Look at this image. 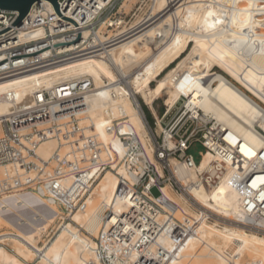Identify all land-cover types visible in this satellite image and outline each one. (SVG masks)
<instances>
[{"label":"bare ground","instance_id":"bare-ground-1","mask_svg":"<svg viewBox=\"0 0 264 264\" xmlns=\"http://www.w3.org/2000/svg\"><path fill=\"white\" fill-rule=\"evenodd\" d=\"M133 1L122 0L120 12L127 14ZM144 4L132 23L139 28L132 37L102 55L4 82L0 84V96L12 91L21 99L32 94L38 84L49 87L63 79L87 77L95 91L86 99L81 126L114 147L121 157L128 146L122 135H129L127 139L133 138L145 149L161 174L164 171L156 158L154 128L141 100L152 109L154 130L157 137H163L166 148H177L179 140L154 107L159 98L164 100L167 116L184 99V114L196 118L198 128L217 130L227 145L210 141L215 152H204L200 164L192 169L170 157L171 168L186 191H177L171 183L164 185V211L147 201L143 205L141 197L142 201L118 196L119 176L108 170L72 214V219L96 241L71 220L61 225L63 230L50 245L43 246L44 229L38 227L42 222L33 221L31 215H23L20 210L29 206L44 215L48 229L57 221V207H46L32 193L1 198L0 264H264V232L243 224L249 215L246 192L232 183L237 170H247L253 163L264 165V106L236 83L244 80L264 96V0H148ZM110 21L101 28L104 39L114 33L108 29ZM121 22L120 29L129 26L123 17ZM216 67L220 71L207 79ZM153 82L157 85L152 86ZM10 106L0 99V118L8 114ZM3 134L0 125V137ZM57 148L56 140H46L38 153L50 158ZM6 169L0 167V174ZM119 172L128 175L124 167ZM206 172L219 174V180L213 183L205 179L202 175ZM262 180L261 174L253 185ZM71 181L68 178L66 183ZM134 208L162 226L151 230L146 223L143 226L147 232L136 228L126 246L118 241L111 244L104 235L107 248L103 252L97 238H102L106 210L113 212L106 221L109 227L119 215ZM5 210L22 215L30 224L6 215ZM169 213L189 230L181 240L165 229L172 217ZM162 248L164 254H160ZM105 257L111 262L106 263Z\"/></svg>","mask_w":264,"mask_h":264},{"label":"built area","instance_id":"built-area-1","mask_svg":"<svg viewBox=\"0 0 264 264\" xmlns=\"http://www.w3.org/2000/svg\"><path fill=\"white\" fill-rule=\"evenodd\" d=\"M58 3L61 14L78 24L81 30L80 39L72 44L55 46L32 56L1 63L0 84L43 69L102 55L139 30L138 25L133 26L128 21L129 26L120 29L121 18H124V22L128 18L126 13L120 12L122 0H58ZM19 15L17 10L0 9V31L10 27ZM108 20H111L108 29L114 33L104 39L102 34L105 32L101 28ZM147 21L149 19L144 22ZM78 35L77 26L61 18L50 1H37L18 24L0 34V62L11 57L32 54L52 45L73 42ZM94 91L95 85L91 79L72 77L63 79L54 86L38 84L32 94L21 99L12 91L0 96V99L7 100L11 105L8 114L0 118V125L4 129V134L0 137V167L7 168L5 173L0 174V199L32 193L46 207H57L58 210L54 211L57 221L48 229L45 228L47 223L44 215L29 206H23L20 210L23 215L30 214L33 221L42 222L38 227L44 229L41 242L43 246L56 237L63 223L72 220V214L108 170L119 176L118 196L142 201L139 199L141 197L143 205L146 206L147 201L164 211L163 204L167 202L161 198L164 185L171 183L177 191H186V187L171 168L170 157H176L180 163L192 169L200 164L204 152H215L210 141L227 145L219 137L217 130L198 128V120L188 117L183 111L166 124L165 111L162 121L179 143L175 149L166 148L163 137H157L153 127L157 146L156 158L164 171L161 174L145 149L137 145L133 138L127 139L129 135H122L128 146L121 157L114 147L101 141L95 134L88 133L81 126V118L87 108L86 99ZM153 118L156 124V118ZM209 127L212 128V124ZM50 139L57 141L58 148L50 158H44L38 153V148ZM194 143H200L203 147L199 161L189 153ZM220 149L225 153L224 148ZM122 167L128 175L119 172ZM216 168L222 173L218 166ZM261 174L264 175V165L253 163L247 170L243 168L233 173L232 183L246 192L244 202L249 215L247 222L243 224L264 232V180L257 182L256 186L253 185ZM202 176L213 183L220 177L219 174L213 175L211 172ZM68 178L72 179L69 184L66 183ZM155 188L160 191L158 196L152 192ZM152 195L157 199L154 200ZM5 211L20 222H26L22 215L16 216L11 210ZM111 213V209L106 210L102 238H97L103 252L107 248V242L103 243L104 235L111 244L118 241L125 245L131 242L136 228L147 232V228L143 226L146 223L151 230L162 226L144 211L134 208L119 215L117 222L107 227L109 222L106 221ZM169 215L172 217L166 222L165 229L171 237L181 240L189 230L184 222L175 218L172 213ZM160 254H164V248ZM105 262L111 261L105 257Z\"/></svg>","mask_w":264,"mask_h":264},{"label":"rangeland","instance_id":"rangeland-1","mask_svg":"<svg viewBox=\"0 0 264 264\" xmlns=\"http://www.w3.org/2000/svg\"><path fill=\"white\" fill-rule=\"evenodd\" d=\"M138 0H134L132 2V7H129L128 11H127V15H128V18H127V21L132 24L133 21L136 19V16L140 13H142V4L145 6L144 4V1H147L148 0H142V1H138V3H136ZM136 3V4H135ZM143 6V7H144ZM131 8V9H130ZM126 12V11H124ZM188 54V52L186 54H184V56H186ZM179 60L177 62H175L174 64H172V66H176L178 64ZM216 71H220L219 68H215L212 72H210V74L206 77L207 79H209V77ZM241 88H243L245 91H247L257 102H259L262 106H264V96L261 95L256 89H254L253 87H251L249 84L245 83L244 80H242L241 82H236ZM157 85V82H153L152 83V86H155ZM142 106H143V109L145 111V114H146V117L148 118L150 124L152 127L155 128L156 124H155V121H154V114H153V111L152 109L150 108L149 105L145 104L142 100ZM184 102L185 100L183 99L180 103H178V105L176 106V108L174 109V111L171 113L170 116H167V118L165 119V123L166 124H169L170 121L175 118L179 113H181V111H183V106H184ZM154 107L157 109L159 115L161 116L165 110H166V106L164 104V100L163 98H159L157 99L155 102H154ZM153 114V115H152ZM155 117V116H154ZM97 185V184H96ZM153 194L155 196H158L160 194V191L158 188H155L153 191ZM6 215L8 216H13L12 214H8L6 212ZM26 216H30V214H27L26 213ZM212 221H216V220H212ZM72 223L74 226H76L79 230H81L83 233L87 234L89 237L93 238L95 241H96V237L92 236L89 232H86V229L84 227H82V225H80L76 220H74V218L72 219ZM64 228V225L62 227H60V231L58 232V234L56 235V237L59 235V233L63 230ZM84 229V230H83ZM55 237V238H56ZM54 238V239H55ZM53 239V240H54ZM53 240L48 244L50 245ZM246 261V260H245ZM244 261V262H245Z\"/></svg>","mask_w":264,"mask_h":264},{"label":"water","instance_id":"water-1","mask_svg":"<svg viewBox=\"0 0 264 264\" xmlns=\"http://www.w3.org/2000/svg\"><path fill=\"white\" fill-rule=\"evenodd\" d=\"M37 1H40V0H0V9L17 10V11L20 12V15L17 18V20L10 27L6 28L3 31H0V34L6 32L7 30L11 29L16 24H18L28 14V12L30 11L32 5L35 2H37ZM49 1L54 5V8H55L56 12L58 13V15L61 18L65 19V20H68V21H71L72 23H74L77 26L78 31H79L78 38L75 41H73V42L60 43V44L52 45L50 47H47V48H45V49H43L41 51H38V52H35V53H32V54L11 57V58H8L6 60L1 61L0 64L3 63V62H5V61L11 60V59L20 58V57H26V56H32V55L38 54V53H40V52H42L44 50H47V49L52 48V47H55V46L72 44V43H75L76 41H78L80 39V37H81V30H80L78 24L73 19L68 18V17H65V16H63L61 14L60 9H59L58 0H49Z\"/></svg>","mask_w":264,"mask_h":264},{"label":"crops","instance_id":"crops-1","mask_svg":"<svg viewBox=\"0 0 264 264\" xmlns=\"http://www.w3.org/2000/svg\"><path fill=\"white\" fill-rule=\"evenodd\" d=\"M202 150H203V147L201 146L200 143H194L192 144L189 150V153L192 154L197 161H199L201 158L200 152H202Z\"/></svg>","mask_w":264,"mask_h":264}]
</instances>
